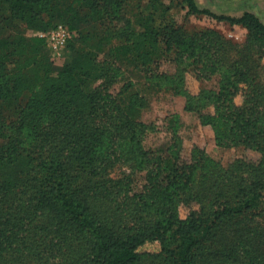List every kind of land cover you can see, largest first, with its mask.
<instances>
[{
	"label": "trees",
	"instance_id": "trees-1",
	"mask_svg": "<svg viewBox=\"0 0 264 264\" xmlns=\"http://www.w3.org/2000/svg\"><path fill=\"white\" fill-rule=\"evenodd\" d=\"M0 1L13 18L42 30L63 23L71 34L90 0ZM183 1L191 13L243 26L249 47L210 29L189 41L174 26L161 36L148 14L112 57L148 65L164 42L200 63L203 78L224 70L212 94L216 112L200 121L221 123L217 139L224 135L256 158L199 171L208 167L203 153L154 156L140 145L145 124L128 112L135 104L128 84L112 89L115 74L94 55L78 53L54 71L35 52L47 49L42 37H0V264H264V226L254 220L264 196V83L256 74L264 21L251 11L217 15ZM41 11L57 16L42 23ZM251 47L262 53L254 57ZM229 49L236 59L224 57ZM135 167L145 170L141 183Z\"/></svg>",
	"mask_w": 264,
	"mask_h": 264
},
{
	"label": "rangeland",
	"instance_id": "rangeland-1",
	"mask_svg": "<svg viewBox=\"0 0 264 264\" xmlns=\"http://www.w3.org/2000/svg\"><path fill=\"white\" fill-rule=\"evenodd\" d=\"M118 1L121 2V7L116 10H113V7H99L103 3L102 0L98 2L90 0L82 5L80 12L83 18L77 22V27L72 30L67 43L58 52L51 51L46 44L47 49L38 46L35 50L37 56L48 61L55 71L71 62L78 53L90 52L95 56L96 62L100 61L105 68L115 74L112 89L118 90L128 84V92L135 100V104L127 111L145 124V130L140 135V145L143 150L154 156L170 160L179 150L180 154L188 159L190 156L197 157L199 153H203L207 157L208 167L200 168L199 171H206L210 167L219 171L235 158H256L257 155L253 151L244 150L241 145H232L224 135L218 140L217 128L224 130L221 123L215 126L200 121V114L216 112L212 94L218 91L224 70L203 78L201 76L203 72L199 70L200 63H193V59L189 57L180 58L175 53L174 46L168 50L164 42H160L159 49L154 54V61L148 65L135 63L125 57L117 59L112 57L113 47L122 43L127 32L142 29L148 14L153 16V26L161 36H164L169 27L174 26L182 31L183 38L189 41L191 37L199 38L201 32L210 29L217 31L241 50L249 47L245 28L217 20L207 14L191 13L183 0ZM196 2L200 8L217 15L238 16L243 11H251L264 21V0H196ZM65 3L66 1L58 8L64 10ZM56 16L53 12L40 13L42 23ZM41 31L42 26L37 28L33 22L13 18L9 5L0 1V37L28 38L39 36ZM250 49L254 50V57L261 52L255 47ZM224 55L227 61L238 56L234 49H229ZM257 62L259 67L256 66V74L264 83V52ZM121 169L129 170L127 165H122ZM132 170L136 181L141 183L145 170L136 167ZM120 171L118 169L114 173ZM254 211L256 212L254 220L264 226V196ZM22 264L43 263L33 259ZM138 264L164 263L160 258H146Z\"/></svg>",
	"mask_w": 264,
	"mask_h": 264
},
{
	"label": "built area",
	"instance_id": "built-area-1",
	"mask_svg": "<svg viewBox=\"0 0 264 264\" xmlns=\"http://www.w3.org/2000/svg\"><path fill=\"white\" fill-rule=\"evenodd\" d=\"M44 39L46 46L53 52H58L70 37V31L63 23H57L50 29L43 30L38 34Z\"/></svg>",
	"mask_w": 264,
	"mask_h": 264
}]
</instances>
